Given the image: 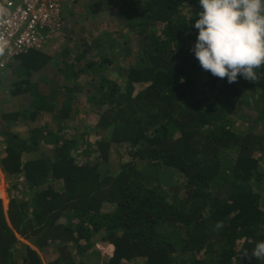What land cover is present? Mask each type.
<instances>
[{"label":"trees","instance_id":"1","mask_svg":"<svg viewBox=\"0 0 264 264\" xmlns=\"http://www.w3.org/2000/svg\"><path fill=\"white\" fill-rule=\"evenodd\" d=\"M71 2L59 32L7 65L0 264H45L22 239L48 264H261L242 253L264 241V67L231 84L202 69L199 0Z\"/></svg>","mask_w":264,"mask_h":264},{"label":"clouds","instance_id":"2","mask_svg":"<svg viewBox=\"0 0 264 264\" xmlns=\"http://www.w3.org/2000/svg\"><path fill=\"white\" fill-rule=\"evenodd\" d=\"M199 5L194 24L198 36L190 50L202 69L230 84L238 76L257 83V70L264 67V0H199ZM214 227L219 230L223 224ZM242 255L264 264V241Z\"/></svg>","mask_w":264,"mask_h":264},{"label":"built area","instance_id":"3","mask_svg":"<svg viewBox=\"0 0 264 264\" xmlns=\"http://www.w3.org/2000/svg\"><path fill=\"white\" fill-rule=\"evenodd\" d=\"M64 0H0V67L30 48H42L64 27ZM0 161V174H1Z\"/></svg>","mask_w":264,"mask_h":264},{"label":"rangeland","instance_id":"4","mask_svg":"<svg viewBox=\"0 0 264 264\" xmlns=\"http://www.w3.org/2000/svg\"><path fill=\"white\" fill-rule=\"evenodd\" d=\"M103 2V0H99V3L101 4V2ZM99 4V5H100ZM105 5H102V10H101V12H103V14L102 15H100L99 14V19H106V20H109V18H111V14H110V9H112V7L110 6V5H106V3H104ZM103 6H105V7H103ZM107 6V7H106ZM100 8V7H99ZM105 8V9H104ZM63 10H64V13L66 12V14L70 11V10H73L72 9V4H71V0H64V2H63ZM106 13V14H105ZM112 13V12H111ZM114 20H112L111 21V19H110V21L109 22H111V24H112V22H113ZM84 24L87 26V27H89L90 25H91V22H90V20H88V21H85L84 22ZM121 25H119V24H117V23H114V24H112L111 25V27H112V29L113 30H118V28L120 27ZM67 30H69V29H72V25H69V26H67V28H66ZM71 31V30H70ZM91 33L94 31H92V30H89ZM72 32H74V30L72 31ZM87 33H89V32H87ZM81 35H82V31H80V30H78V34L76 35V37L74 38L75 40L76 39H80L79 37H81ZM47 42H48V40H47ZM46 42V43H47ZM73 42H75V41H73V40H67L66 42H62V46L61 47H65V46H69V44H73ZM60 47V48H61ZM83 47H85V45L83 46ZM57 50H59V48L57 49ZM60 51V50H59ZM62 54V53H61ZM62 56V55H61ZM61 56H59L60 58H57V62H54V63H52L51 65H49V66H47V67H45V69H43V71L40 73V75L38 76V77H40L41 76V74L43 75V74H45V75H47V77H53V74L54 73H58L59 72V70H57V69H55L57 66H61V63L63 62V57H61ZM123 56V55H122ZM64 59H67V57H66V55H65V57H64ZM117 65V64H116ZM63 67H64V65H62ZM115 66V65H114ZM65 68V67H64ZM15 68L14 67H7V66H5V67H0V91H1V89L2 90H6L8 87H7V85L8 84H10L12 81H15L16 79H17V77H16V73H15ZM59 74H63V72L61 71V73H59ZM114 75L116 74V72L115 73H113ZM5 79L4 81H3V78ZM7 87V88H6ZM9 105H11L10 104V100H9V103H8ZM8 104L6 105V106H8ZM8 107H10V106H8ZM11 107H13L12 105H11ZM86 119L87 120H85V121H87V123H89V124H93V119H94V117L93 118H91V116L90 117H86ZM19 126V125H18ZM23 126H19L18 127V129H20L21 130V128H22ZM260 128H262V126L261 125H259L258 127L256 126V129H260ZM0 144H2V143H0ZM121 149H122V146H121V148L120 147H118V145L117 146H115V149H114V155H115V157L117 158L118 157V154H120V151H121ZM2 155H3V153H2V151L0 150V158L2 157ZM115 158V159H116ZM262 165L264 166V160H263V162H262ZM115 171V170H114ZM177 175H175L174 173L172 174V178H171V180H170V182L169 183H167L166 184V186H165V188L166 189H169V190H171L172 192H174L175 191V189H177V188H179V187H181L182 186V182H181V180H180V178L178 179L177 177H176ZM8 187H9V182H8V180L7 179H5L4 178V175H3V173L1 172V174H0V197L2 198V200H3V204L5 205V208H6V205H7V200H6V197H7V193H8ZM171 194H173V193H171ZM7 209V208H6ZM100 236L99 235H96L94 238H93V240H95V239H98ZM22 241L25 243V244H27V245H30L31 247H33L34 249H36L38 252H39V254L41 255V257H42V259H43V261H44V263L45 264H48L47 262V258L45 257V254H44V251H42V250H40L36 245H35V239H33V240H26V239H22ZM97 244H98V246L96 247V250L98 249V247H100L101 245L97 242ZM106 248V247H105ZM49 249V253H51V256L52 255H56L57 253H58V248L54 245V248L53 247H49L48 248ZM48 249H46L47 251H48ZM95 250V251H96ZM93 258L91 259V260H88V262H87V264H99V260H98V258H97V255H94V256H92ZM135 263H138V261L137 262H135Z\"/></svg>","mask_w":264,"mask_h":264},{"label":"crops","instance_id":"5","mask_svg":"<svg viewBox=\"0 0 264 264\" xmlns=\"http://www.w3.org/2000/svg\"><path fill=\"white\" fill-rule=\"evenodd\" d=\"M71 3H72V2H71ZM3 101H4V100H3ZM3 101L0 99V107H2V108H3V107L6 108V105H3ZM8 106H11V105L8 104ZM2 153H3V155H4V151H3ZM3 155H2V156H3Z\"/></svg>","mask_w":264,"mask_h":264}]
</instances>
